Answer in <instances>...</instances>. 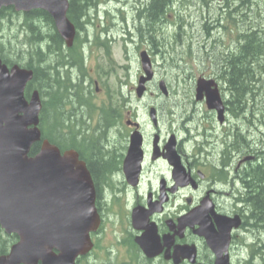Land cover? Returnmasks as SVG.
Returning <instances> with one entry per match:
<instances>
[{"label": "flooded vegetation", "instance_id": "obj_1", "mask_svg": "<svg viewBox=\"0 0 264 264\" xmlns=\"http://www.w3.org/2000/svg\"><path fill=\"white\" fill-rule=\"evenodd\" d=\"M203 2L170 0L162 14L171 18V26L150 23L141 27L142 36L137 32L139 27L135 28L141 43L145 38L149 45L148 39L157 43V48L150 45L154 55L164 59L170 50L175 56L180 55L183 62L176 67L179 73L171 78L175 90L169 80L155 79V67H164L165 62L155 63L153 54L143 51L151 59L154 76L147 83L145 97L139 101L147 93L151 97L160 96L157 85L163 80L168 89L164 99L177 94L180 97L177 105L150 102L100 106V102L94 101L104 93L100 68L92 83L94 88L81 76H71L72 59L77 51L62 48L60 57L64 58L54 63L53 75L70 76L66 82L69 88L66 127L71 128L70 134H78L79 141L86 140L84 136L91 129L100 147V152L97 151L100 159L95 161L100 170L95 177L89 170L90 160L91 163L94 160L92 153L85 147L81 154L76 151L94 178L100 222L97 231L91 234V251L78 256L75 264H264L263 233L257 231L251 220L252 209L247 208L252 177L255 172L264 171V138L252 139L264 132V99H258L249 110L232 105L229 80L223 78L218 63L224 54L217 47L226 48L225 55L238 48L248 24L247 11L242 0ZM150 4L151 0H100L99 12L111 16L113 11L118 12L115 14L135 11L141 16L150 10ZM183 17L193 18L192 24L186 26ZM173 18L176 20L172 21ZM201 19L207 25H202V29L196 25ZM161 29L174 32L176 40L156 41L152 34L155 36ZM128 33L134 38V33ZM81 34H84L81 45L84 59H104L105 42L90 41L85 29L75 37ZM197 38L205 41L201 44L204 53L198 60L203 65L200 70L184 62V54H193L191 44ZM207 43L211 47L208 51ZM174 44L180 46L175 48ZM83 46L89 49L86 57ZM109 50L112 52L113 47ZM135 50L141 52L140 44ZM137 74L138 78L142 73L138 70ZM201 80L204 86H211L210 92L217 90L221 114L216 106L206 104L205 89L197 93L196 84ZM262 83L258 80L256 84L257 96ZM74 86L82 90L84 99L80 104L72 100ZM86 127L87 131L81 132ZM135 133L140 134L141 145L131 161H127L131 136ZM61 145L66 147L56 146L61 154L73 148ZM17 241L16 236L6 235L0 228V256H7Z\"/></svg>", "mask_w": 264, "mask_h": 264}, {"label": "water", "instance_id": "obj_2", "mask_svg": "<svg viewBox=\"0 0 264 264\" xmlns=\"http://www.w3.org/2000/svg\"><path fill=\"white\" fill-rule=\"evenodd\" d=\"M8 6L23 13L45 11L71 46L74 27L66 17L67 0H0V8ZM142 66L147 78L140 79L138 97L150 78L145 58ZM32 78L31 70L17 65L9 69L0 60V226L19 238L0 264H74L90 250L89 233L99 224L94 187L74 151L60 156L55 146L41 140L38 92L24 97ZM202 89L208 92L207 103L220 110L217 92L210 93L204 85ZM37 142L39 151L29 156Z\"/></svg>", "mask_w": 264, "mask_h": 264}, {"label": "trees", "instance_id": "obj_3", "mask_svg": "<svg viewBox=\"0 0 264 264\" xmlns=\"http://www.w3.org/2000/svg\"><path fill=\"white\" fill-rule=\"evenodd\" d=\"M169 1L170 0H151L150 10L145 14V18L143 17L144 23H142V15L138 16L139 28L137 32L141 36L142 25L145 24L149 26L150 23L154 24L155 21H159L164 15L162 14V10ZM236 2H239V0H236ZM202 3H204L203 0ZM242 4H244L246 8L248 18L247 27L243 29L244 36L238 48L232 52L233 54L225 55L227 52L226 48L221 49L224 55L221 54L222 58L218 63L223 78L229 80L232 92V105H238L249 110L253 104H257L259 101L258 99H264V80L262 78V75H264V0H242ZM94 5L95 0H69L67 17L75 27L78 28L82 25L81 20L89 16L88 13ZM13 16L21 18L22 27L20 30L25 31L26 35L24 41L19 42L20 47L18 48L12 47L7 49L6 46L0 42V59L7 66L18 64L33 70V79L26 90V95H28L31 90L38 89L41 95L45 97L39 125L42 131V137L59 147H61V143H63L65 145H71L75 149H77V144L81 148H87L94 157L92 163L90 160L89 170L95 177L100 170L99 167L95 165L96 159H100L99 154H97V151L100 152V147L97 146L96 139H82V141H79L78 134L74 132L70 134L71 128L66 127L67 119H65V106L68 104L66 96L69 89L66 82L70 79V76L68 74L64 76L63 73L61 75L52 74V71H55V61L64 58L60 57L63 44L61 38L55 31L52 19L41 10L17 15L11 9H1V35V26L6 22H12L11 18ZM19 24L20 23H18V25ZM187 24L188 23L185 25L187 26ZM196 25L200 26L201 29L202 25L207 27L205 22H198ZM16 29L18 28L16 27ZM206 33L209 35V30ZM1 35L0 41H2ZM152 37L154 38L153 34ZM148 40L152 41V39ZM177 46H180V44H174L175 48ZM69 50L74 49L71 48ZM74 62L79 65L82 64L78 57ZM71 69V76H73L74 67ZM63 78L66 81H61ZM258 80L263 83L261 87L259 85L258 92L259 90L261 91L257 96V93L254 92ZM78 89H80V87H73L72 100L74 103L77 101V103L80 104L82 97L76 94V90ZM255 131L258 130L256 129ZM262 138H264V132H259V135L256 134L255 137H252L253 140ZM38 145L39 144H35L32 147L30 155H34L38 151ZM96 179L98 178L96 177ZM251 186V198L249 199L247 208L248 211L252 209L251 220L255 222L257 231L263 233L262 238H264V171L254 173Z\"/></svg>", "mask_w": 264, "mask_h": 264}, {"label": "rangeland", "instance_id": "obj_4", "mask_svg": "<svg viewBox=\"0 0 264 264\" xmlns=\"http://www.w3.org/2000/svg\"><path fill=\"white\" fill-rule=\"evenodd\" d=\"M112 10V8H110ZM236 11H238V7H236ZM115 13H118L116 11H113V16H116ZM93 14V13H92ZM91 14V15H92ZM120 15H122L123 17V21L124 23L127 25V27L125 25H120V22H116L114 23V26L110 29L111 34L108 36L109 41L113 42V66L116 70L117 66H125L127 64L130 65V69L129 71H125V69H117L116 71H114V73L112 74V77L108 78V81L106 82H101L105 87L107 86L108 83H110V90L109 93L106 94L105 98L103 96L100 97H95L94 101L96 102V104H99L100 102V106H106V105H110L111 106H116L119 105V103H116V100L121 102L122 97L119 96V94L117 93V86L119 85V82H124L125 78L128 81V86L127 87H123L121 88V94H123L124 96H126L128 94V92H130V100L131 103L129 105L135 106V105H146L150 102H154L156 104H166V105H177L180 102V97L177 94H173L169 100H164V98H158V100H156V97L153 96L151 97L149 93H147L146 98L143 101H137L134 97L133 94V89H131L134 85V83L136 82V78H137V71L139 69V62H138V52L135 50L136 46L139 45V41L137 38V35L135 33V28L138 27V13H136L135 11L133 12H125V13H119ZM201 16V14H199ZM90 22L92 20V25L86 28V32L89 35L90 41L95 40L96 38L100 37V41H105L104 36L102 35V28H104V26H106L107 24H109V21H107V17L103 14L100 13L99 17L96 16H90ZM119 17V15H118ZM9 19V18H8ZM119 20H121L120 18H118ZM11 21L17 25H8V23H4L1 28H2V35H1V39L2 41H0L3 45L6 46V48H18L20 47L19 42H23L24 38H25V31L20 30L22 27V22H21V18H17L16 16H13L11 18ZM122 21V20H121ZM203 19H201L199 22H202ZM18 23H20L18 25ZM16 27L18 29H16ZM127 32L130 33H134V38H133V43L132 45H127V47L124 45V47L126 48V50L122 49V43L125 42L124 41V37L125 40L126 38H128V36L131 34H127ZM84 34L80 35V38H83ZM218 38V37H216ZM122 42V43H121ZM205 42L202 39H195L193 40L192 44H191V49L193 51L192 56H190V59L185 58L184 62L189 63L195 70H200L202 68L203 65H201V63L198 62L199 59L202 58V54L204 53V48H202L201 44ZM150 45L154 46L155 48L158 47L157 43L154 42V40L151 41ZM141 48H147L146 43L143 42L140 44ZM188 47V46H187ZM187 47H185L184 49H187ZM219 51H221V49L219 47H217ZM207 51L211 49L210 44H206V48ZM128 52V53H127ZM175 52L174 51H170L166 54H164V59L161 58L160 55H154V60L155 63H160V65H162V63L165 62L164 67H160V68H156L155 67V72H156V77L159 78H165L167 80H169V83L172 84L176 90V84L173 83L172 81V77H174L175 75H177L179 72L176 69L177 66H181L180 62V55L179 56H175L174 55ZM84 55L87 56V51L84 50ZM129 55L130 58V62H127V60H125V56ZM186 57V56H185ZM171 59H175L174 62L172 64H170ZM162 60V61H161ZM100 62H102V60H100L99 58L95 57L94 59L91 60H86L85 66L88 70L92 71V76H91V82L93 83V81H95L96 76H97V72H98V68H96V66L99 64L100 66ZM183 63V62H181ZM170 64V65H168ZM104 71H107L108 65L106 62H102ZM112 67H110V70H112ZM93 68V70H92ZM103 68H100V75H101V70ZM128 76V77H127ZM263 80H264V75H262ZM103 79V78H102ZM130 87V88H129ZM155 91V90H154ZM126 100H129V98H126ZM103 103L105 105H103ZM95 140V139H93Z\"/></svg>", "mask_w": 264, "mask_h": 264}, {"label": "bare ground", "instance_id": "obj_5", "mask_svg": "<svg viewBox=\"0 0 264 264\" xmlns=\"http://www.w3.org/2000/svg\"><path fill=\"white\" fill-rule=\"evenodd\" d=\"M71 147H72V146H71ZM76 147H77V149H75V148H72V149H74L75 151L78 152V151H79V150H78V148H79L78 145H77ZM61 148H62V149H66V147H63V146H61ZM68 148H70V147H68ZM71 151H72V150H69L68 152H71ZM80 153H81V152H80Z\"/></svg>", "mask_w": 264, "mask_h": 264}]
</instances>
